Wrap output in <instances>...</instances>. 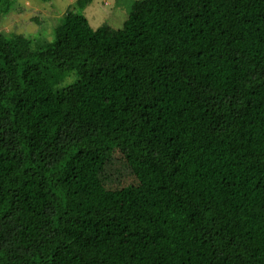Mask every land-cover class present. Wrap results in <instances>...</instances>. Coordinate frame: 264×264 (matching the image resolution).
<instances>
[{
	"label": "trees",
	"instance_id": "trees-1",
	"mask_svg": "<svg viewBox=\"0 0 264 264\" xmlns=\"http://www.w3.org/2000/svg\"><path fill=\"white\" fill-rule=\"evenodd\" d=\"M90 2L0 33V264H264V0Z\"/></svg>",
	"mask_w": 264,
	"mask_h": 264
},
{
	"label": "rangeland",
	"instance_id": "rangeland-1",
	"mask_svg": "<svg viewBox=\"0 0 264 264\" xmlns=\"http://www.w3.org/2000/svg\"><path fill=\"white\" fill-rule=\"evenodd\" d=\"M74 1L13 0L8 12L0 13V33L49 40L52 27L60 22L64 13L72 9ZM134 1L136 0H91L83 9V14L93 29L103 24L116 29L121 27Z\"/></svg>",
	"mask_w": 264,
	"mask_h": 264
}]
</instances>
